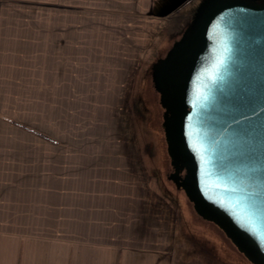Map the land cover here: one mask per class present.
<instances>
[{"label": "crops", "instance_id": "crops-1", "mask_svg": "<svg viewBox=\"0 0 264 264\" xmlns=\"http://www.w3.org/2000/svg\"><path fill=\"white\" fill-rule=\"evenodd\" d=\"M155 2L0 0V264H215L128 125Z\"/></svg>", "mask_w": 264, "mask_h": 264}, {"label": "water", "instance_id": "water-1", "mask_svg": "<svg viewBox=\"0 0 264 264\" xmlns=\"http://www.w3.org/2000/svg\"><path fill=\"white\" fill-rule=\"evenodd\" d=\"M153 69L176 185L264 264V0H204Z\"/></svg>", "mask_w": 264, "mask_h": 264}, {"label": "rangeland", "instance_id": "rangeland-1", "mask_svg": "<svg viewBox=\"0 0 264 264\" xmlns=\"http://www.w3.org/2000/svg\"><path fill=\"white\" fill-rule=\"evenodd\" d=\"M180 1L156 0L155 8L158 11L156 14H163L167 11L171 13L166 17L152 19L151 25L146 24L143 40L141 42L138 40L137 43L140 47L139 50L129 52L132 55L137 54L139 57L133 60L128 59V62L136 64L127 67L132 71L129 73L132 80L128 82V87L131 85L133 89V96L128 102V125L135 132L140 143L141 153L154 157L155 163L150 167L154 169V172L159 173L158 180L161 189L163 187L168 188L170 195L172 194L171 190H174V195L171 196L176 203L177 218L182 221L186 235L193 242V245L195 243L197 247L206 248L210 262L215 264H253L238 251L216 224L205 220L195 212L182 187H178L174 179L171 178L175 170L167 151L162 125L164 107L161 103L160 92L154 84L153 66L158 60H162L174 42L181 38L196 9L204 0H184L178 8L170 11ZM156 23H159V26L155 25ZM148 27L155 28L158 33L154 32L155 34L151 35L148 32L152 30ZM142 54L143 57L140 59ZM115 73L113 69V74ZM120 104H123V100L120 101ZM95 106L102 107V110H105L107 114L111 109L113 111L112 118L115 114V108L121 107L114 95L105 100V105L103 99H97ZM107 116L109 117V115ZM115 129L114 125L112 127L114 133L116 132ZM183 173L184 170L178 174L182 176ZM199 237L202 240H199Z\"/></svg>", "mask_w": 264, "mask_h": 264}, {"label": "flooded vegetation", "instance_id": "flooded-vegetation-1", "mask_svg": "<svg viewBox=\"0 0 264 264\" xmlns=\"http://www.w3.org/2000/svg\"><path fill=\"white\" fill-rule=\"evenodd\" d=\"M164 113V112H163ZM173 173V172H172ZM180 173V172H179ZM175 174V173H174ZM174 174L171 175V178H173Z\"/></svg>", "mask_w": 264, "mask_h": 264}]
</instances>
